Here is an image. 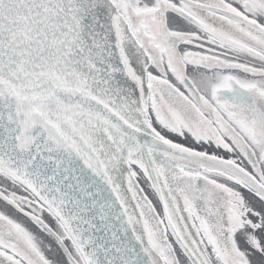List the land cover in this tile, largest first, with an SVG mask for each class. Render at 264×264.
Segmentation results:
<instances>
[{
	"label": "snow or ice",
	"instance_id": "snow-or-ice-1",
	"mask_svg": "<svg viewBox=\"0 0 264 264\" xmlns=\"http://www.w3.org/2000/svg\"><path fill=\"white\" fill-rule=\"evenodd\" d=\"M0 264H264V0H0Z\"/></svg>",
	"mask_w": 264,
	"mask_h": 264
}]
</instances>
